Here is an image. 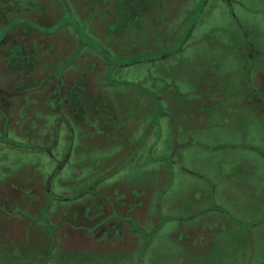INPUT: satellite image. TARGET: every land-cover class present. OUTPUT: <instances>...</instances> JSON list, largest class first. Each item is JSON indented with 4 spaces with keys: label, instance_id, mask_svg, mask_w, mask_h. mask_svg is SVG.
<instances>
[{
    "label": "rangeland",
    "instance_id": "374dc122",
    "mask_svg": "<svg viewBox=\"0 0 264 264\" xmlns=\"http://www.w3.org/2000/svg\"><path fill=\"white\" fill-rule=\"evenodd\" d=\"M260 121L264 0H0V264L258 253L264 171L231 169L226 215L178 166L257 165Z\"/></svg>",
    "mask_w": 264,
    "mask_h": 264
},
{
    "label": "crops",
    "instance_id": "0c3cea01",
    "mask_svg": "<svg viewBox=\"0 0 264 264\" xmlns=\"http://www.w3.org/2000/svg\"><path fill=\"white\" fill-rule=\"evenodd\" d=\"M73 110H77V109L75 108ZM256 126H258L257 128L264 127V121L257 122ZM223 127L225 128V130L232 128V129H229L227 132L232 133L233 135L236 134V130H237L239 135L241 134V138H240L241 140L240 139H238L236 141L229 140V142H227V143H229V145L239 144V143L244 142L243 138L246 136V133L244 132V129L241 130L237 121H233L232 123L229 122V124L227 122L226 126H223ZM255 132L261 134V131L258 129H256ZM256 133L253 132V133H251V135L256 134ZM262 139H263V143H264V138H262ZM260 142H261V138H260ZM75 149L76 148H74L73 152L75 151ZM147 149H148V146L146 145L145 151ZM70 152L71 151L67 152V154L65 156L66 159H68L70 157V155H69ZM232 153H234V155H231ZM145 154H146V152H145ZM244 154H245L244 152L240 153V152H237L236 150H234V152H229V154L227 156V161H225L226 158L222 159V162L225 164V167H226V170L224 172L220 171V168L222 167L221 162L219 164H217V166H215V168H213L211 166V169H209V170L202 167V165H198V166L196 165V166H191V167L188 166L187 167L186 165H182L181 163H180L181 165L178 166V169L179 170H181V169L187 170L188 169V171L191 172L192 174H196L197 175L196 184L201 183V184L205 185L202 192H204L206 194H207V192H211L212 197H213V195L215 196V194H217L216 197L219 196V198L218 199L213 198V200H215V202L217 204L216 206H219L220 211H222V212L224 211V213L226 215H228V213L230 211L228 209H226L227 208L226 204H227V201H229L231 194L233 195V199L235 196H238L239 198L242 196L243 199H245V197H244L245 187H244V183H243L244 180H243V178H240V179L234 178L233 177L234 175L239 174V171L237 173H234V170L239 169L240 172L246 173L245 169L248 168L250 171H247V172L254 173L253 172L254 170H258V174H262V172L264 171V159H262V161H260V162L255 161V163H257V165H255L253 163L255 166H252L253 165L252 162L251 163H250V161L246 162V160L243 159ZM209 157L210 156H208V158ZM247 157L248 156H246V159H248ZM259 158H261V157L258 156L257 159H259ZM240 161H241V163H240ZM173 167H176V166L174 165ZM235 167H238V168H235ZM63 168H64V166L63 167L61 166V169H63ZM163 168H165V167H163ZM231 169H234L233 172H231ZM164 174H165V172H164ZM174 174H177V173H174ZM207 174H211V177L210 178L204 177V175H207ZM230 174H233V176ZM209 179L211 180V184H207V183H209ZM261 182L264 183V179L261 180ZM189 183L192 184V182H189ZM192 185H194V184H192ZM234 191H236V193ZM163 195H164V193H161L159 195L160 201L158 204V208H160L161 210L164 209V211H165L166 208H169L171 201ZM229 219L230 218H227V217L221 215V218L218 220L222 224H230ZM260 221H262V220H260ZM234 222H237V221L235 220ZM263 222H264V220H263ZM147 245L148 244H146V243L144 244V242H143L141 244V249L148 248ZM259 248L260 249L258 250L259 251L258 253H257V250H251V251H248L247 253L243 252L240 254L238 252V249L220 248V249L212 250V252H211V250H208V248L202 249L200 247H194V248H191L186 253L176 251L174 253V254H176V256H175L176 261L174 262V264H185L184 259L188 260L187 264H264V247H259ZM185 250L187 251V249H185ZM144 252H145V250H144ZM141 254H142V251H141ZM255 254L258 256L257 259H254L252 257ZM182 255L184 257H182Z\"/></svg>",
    "mask_w": 264,
    "mask_h": 264
},
{
    "label": "trees",
    "instance_id": "16d2710c",
    "mask_svg": "<svg viewBox=\"0 0 264 264\" xmlns=\"http://www.w3.org/2000/svg\"><path fill=\"white\" fill-rule=\"evenodd\" d=\"M21 62H22V60L19 61V63H21Z\"/></svg>",
    "mask_w": 264,
    "mask_h": 264
}]
</instances>
